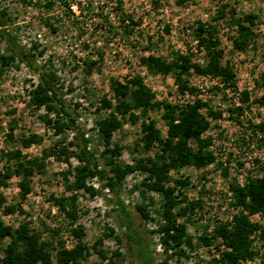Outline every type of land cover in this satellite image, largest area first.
I'll list each match as a JSON object with an SVG mask.
<instances>
[{
    "label": "rangeland",
    "instance_id": "1",
    "mask_svg": "<svg viewBox=\"0 0 264 264\" xmlns=\"http://www.w3.org/2000/svg\"><path fill=\"white\" fill-rule=\"evenodd\" d=\"M226 3L230 5L228 9L235 8L238 15L250 12L258 15L254 24L256 40L245 51L233 48L236 26L231 16L218 17V9ZM0 8L5 11L8 29L15 31L25 42H37L34 49L37 65L58 77L56 84L62 98L77 122L91 136V146L100 150L104 146L98 136L96 121L108 112L100 108L103 97L117 102L112 88L113 78L126 81L141 75L158 100L183 103L194 98L179 91L172 74L165 76L149 72L141 63V57L154 54L171 59L174 51H183L193 52L194 60L204 62V51L196 49L198 41L194 27L197 21H208L218 28L224 54L221 61L223 64L230 63L236 71L239 91L217 89L213 92V85L219 82L206 83L195 75L191 77V82L210 88L211 104L219 106L221 103L224 109L243 102L241 91H247L252 104V109L245 107L248 118L257 122L264 119V105L255 101L264 96V0H194L185 5L178 4L177 0H0ZM9 55L0 36V171L13 165L14 160H8L7 153L18 149L27 159L44 156L45 166L30 177V191L25 196L21 195V176L14 175L5 186H0V193L5 197V204L0 206V219L13 228L28 223L31 230L41 233L43 241H52L53 264H57L58 249L75 244L76 240L69 232L73 226L84 228V239L91 250V255L81 264H107L110 259L116 264H137L131 254L126 229L121 226L124 215L119 212L112 192L103 189L92 196L84 191L68 190L75 167L80 164L76 154L79 150L76 133L71 129L62 134L55 133L54 126L47 122V115L56 119V112L48 113L45 105L38 108L33 102V91L38 85L36 76L16 59L5 62L4 57ZM238 96L240 99H237ZM226 113L229 114L227 110ZM150 116L157 121L162 135L166 136L167 126L162 110L151 111ZM143 118L140 116L135 123L126 120L112 137V142L122 147L118 160L123 165L153 155L157 150V147L151 151L144 148L141 132ZM239 125L227 119L222 122V127L235 136L246 132ZM32 134L38 135L39 141L25 147L22 139ZM249 136L255 137V134ZM62 147L68 148L69 155L57 158L51 151ZM219 166H186L170 173V184L175 179L187 182L184 195L188 201L206 202L201 215L193 216L187 224L194 246L192 249L184 246L186 254L175 258L180 264H214V258L219 254L221 239H214L207 245L201 237L211 232L216 225L214 221L217 220L218 224L227 221L231 212L221 213L209 189H198L201 181ZM263 167L261 165L260 169ZM144 177L140 172L130 174L124 183L121 198L131 212L133 224L151 244L156 258L161 260L165 253L160 244L161 234L157 230L164 222L162 196L142 184ZM89 181L99 187L95 179ZM71 194L77 195L78 218L74 225L55 201ZM139 205L147 208L149 219L143 218ZM6 206H15L16 209L6 212ZM249 218L264 226V214ZM111 228L115 233L104 238L100 248L106 256L102 257L94 244ZM252 237L258 255L248 264H264V237L260 231ZM117 250L120 255L114 254Z\"/></svg>",
    "mask_w": 264,
    "mask_h": 264
},
{
    "label": "trees",
    "instance_id": "2",
    "mask_svg": "<svg viewBox=\"0 0 264 264\" xmlns=\"http://www.w3.org/2000/svg\"><path fill=\"white\" fill-rule=\"evenodd\" d=\"M190 2L194 0H177L180 5ZM229 6L227 3L221 5L218 9V17L225 18L227 14L231 16L236 26L233 48L236 51H245L256 40L254 24L258 15L253 12L238 15L236 9L233 7L228 9ZM5 16V11H0V36L4 39L10 54L9 57H4V61L19 59L37 76L38 85L33 91L35 106L40 108L45 105L48 113L56 112V119L49 118L47 115V122L54 126L56 134H62L71 129L79 140V150L76 154L80 164L75 167L74 177L67 187L68 190L84 191L92 196L101 193L103 189L112 192L118 202L119 212L124 215L121 226L126 229L131 254L137 264H180L175 258L186 254L184 246L190 249L194 246L193 238L188 234L187 224L194 216L195 209L202 206L203 201H188L184 195L187 182L184 179H175L174 183L170 184L171 171L186 166L203 168L216 161V155L209 149L212 137L206 133L215 120L223 118L226 110L229 112V118L236 120L253 134L264 133V119L257 122L248 118L245 113V107L252 109L247 91H241L243 102L240 105L224 109L212 105L210 99L201 97L199 88L191 82L193 75H208L219 80L218 84L213 85V92L217 89L239 91L236 71L230 63L223 64L221 61L224 54L218 28L208 21H197L194 27L198 41L196 49L199 52L204 51L206 58L204 62L194 60L193 52L183 51H174L171 59L154 54L141 57V63L149 72L165 76L172 74L179 91L182 94L186 92L191 94L194 97L191 100L183 103L158 100L155 92L145 83L141 75L126 81L112 79V88L117 102L103 97L100 108L108 112L96 121L98 136L104 146V149L100 150L98 147L91 146V136L77 122L70 107L62 98L56 84L58 77L55 73L37 65L32 49L23 44L13 30L6 27ZM52 29L56 31V28L52 27ZM166 31L169 32L168 27ZM255 101L264 105V96ZM155 110H162V118L167 126L166 136L162 135L157 121L150 116V112ZM62 114L63 118H61ZM140 116L144 117L141 122L144 148L146 151H151L157 147V150L153 155L137 158L133 163L123 165L118 160L122 154V147L114 144L112 137L126 120L135 123ZM243 117L245 119L242 120ZM38 141L39 136L32 134L24 137L22 144L29 147ZM51 152L57 158H62L63 154L69 155L67 147L59 150L55 148ZM7 154L8 160H14V163L0 171V186H5L14 175L21 176L19 183L22 189L21 195L25 196L30 191V177L36 170H41L45 166V158L43 156L27 159L19 149ZM135 172L145 175L142 181L145 187L162 196L164 222L157 230L161 234L160 244L165 253V257L161 260L156 258L151 244L147 242L141 230L133 224L131 212L121 198L126 178ZM92 179L98 182V188L90 183L89 180ZM232 190L235 198L232 205L239 209L233 216V223L228 221L216 223L211 232L201 237L207 245H210L214 239H221L219 254L214 258V264H248V261L258 255L252 236L260 231L264 237V226L249 218V215L264 213V173L262 177L250 179L245 186L233 184ZM55 201L68 216L69 222L74 225V221L78 218L77 195L63 196L56 198ZM3 204H5V197L0 193V206ZM15 209V206L5 207L6 212H13ZM138 209L144 219L150 218L146 207L139 205ZM69 232L76 240L75 244L73 247H61L56 251L57 264H81L91 255L90 247L84 239V228L73 226ZM114 233V229L111 228L94 244L95 250L102 257L106 256L105 251L100 248L104 238ZM114 254L120 255V252L117 250ZM0 264H53L52 241H43L41 233L31 230L28 223H22L13 228L0 219ZM107 264H116V262L110 259ZM197 264L201 263L197 262Z\"/></svg>",
    "mask_w": 264,
    "mask_h": 264
},
{
    "label": "built area",
    "instance_id": "3",
    "mask_svg": "<svg viewBox=\"0 0 264 264\" xmlns=\"http://www.w3.org/2000/svg\"><path fill=\"white\" fill-rule=\"evenodd\" d=\"M3 10V8H0V11ZM13 32L19 37V35L15 31ZM39 36L41 37V34H39ZM20 40L23 44L27 45V47L31 48L32 52L34 53V49L37 48L36 41L25 42L21 38ZM16 62L19 63V59H16ZM199 62L203 61L201 60ZM21 64L25 66L24 63L21 62ZM195 77L205 80L206 83L209 82L214 84L219 82L217 78H213L208 75H195ZM192 84L196 85L199 88V95L201 97L205 99H210L212 97V95L208 92V89H206L203 85H197L195 83ZM185 94L190 95L188 92H186ZM237 99H240L239 96L237 97ZM240 104V102L235 103V105ZM219 106L223 108L221 103H219ZM226 119L228 120V122L237 123L236 120L229 118V114L227 115L225 111L223 118L215 120L212 124V127L206 133V135L212 137V143L209 146V149L213 151L217 157L216 161L209 164L208 166L215 168L216 165H221L216 171L211 172V174L207 175L206 179H203L201 181L198 189L200 190L203 187L208 188L211 198L216 199V202L219 205L220 212H231V215L226 220L233 223V216L237 213V208L231 205L235 199L232 185L236 184L239 186H245L250 179L262 177L264 169H260V166L264 165V133L258 132L255 134V137H250L249 134L253 135V133L247 130L245 127L239 125V127H241L242 130H245L247 133L245 132L238 136H235L228 130H225L224 127H222V122ZM243 119L245 118L243 117ZM220 136L223 137L220 138ZM205 203L203 202L202 206H199L195 209L194 217L196 215H201V212L205 207ZM245 213L247 212L245 211ZM263 214L264 213H256L253 215H249V217L260 216ZM214 223H217V220L214 221Z\"/></svg>",
    "mask_w": 264,
    "mask_h": 264
}]
</instances>
